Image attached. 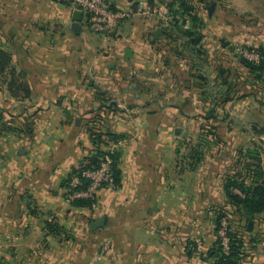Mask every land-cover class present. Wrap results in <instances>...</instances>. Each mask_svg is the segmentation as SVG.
I'll return each mask as SVG.
<instances>
[{"label": "crops", "instance_id": "1", "mask_svg": "<svg viewBox=\"0 0 264 264\" xmlns=\"http://www.w3.org/2000/svg\"><path fill=\"white\" fill-rule=\"evenodd\" d=\"M173 1L109 0L130 16L104 41L70 5L0 0V49L10 57L0 75L11 70L0 110L16 119L0 135V264L214 263L215 209L234 208L225 191L232 158L186 147L197 137L185 129L208 110L205 92L171 22L138 13ZM243 112L258 134L227 143L239 141L264 169V107L255 99ZM95 130L119 158L120 187L75 206L64 182L91 154ZM255 220L241 231L246 242L262 234L263 213ZM256 245L254 263L264 264V240Z\"/></svg>", "mask_w": 264, "mask_h": 264}, {"label": "rangeland", "instance_id": "2", "mask_svg": "<svg viewBox=\"0 0 264 264\" xmlns=\"http://www.w3.org/2000/svg\"><path fill=\"white\" fill-rule=\"evenodd\" d=\"M187 3L189 9L175 8L172 12L170 22L175 31L171 38L180 45L182 42V58L189 68H193L195 86L205 92L201 98L208 110H204L199 127L185 129V135L197 137L195 143L191 141L186 147L195 153L211 151L217 158L231 155L232 164L226 179L231 178L236 183L244 179L250 185L253 171L250 172L248 163L255 169L259 165L257 156L254 154L251 160L248 156L253 152H245L239 141L227 142L245 133L248 136L258 134L250 126L252 123H247L243 110L247 105H254L255 99L264 107V43H261L264 38V0H187ZM189 29L191 34L187 33ZM246 52L257 55L254 59L247 58L250 64L245 59ZM6 72L0 75V92L7 86L11 70ZM15 124L14 115L0 110V135L3 125L8 127L5 132H11L15 130ZM233 209H215V217L223 214L221 223H215V231L226 252L229 250L222 242L223 227L227 228L229 238L230 233L240 237L242 232L253 230L256 223L255 218L248 219L241 227L235 219L239 209ZM257 231L262 234L253 235L246 247L241 248L240 264H256L254 247L264 240V228Z\"/></svg>", "mask_w": 264, "mask_h": 264}, {"label": "trees", "instance_id": "3", "mask_svg": "<svg viewBox=\"0 0 264 264\" xmlns=\"http://www.w3.org/2000/svg\"><path fill=\"white\" fill-rule=\"evenodd\" d=\"M171 12L176 8L179 9H189V4L187 0H174L173 2L168 4ZM191 29L187 31V33L191 34ZM9 54L0 49V72H3L9 66ZM250 64V60L245 58ZM263 68V67H259ZM93 142L96 146V150L98 155H105L110 152L105 151L102 146L107 145L109 143V139L104 136L101 132L93 133ZM98 155H89L85 157L82 164L75 169L65 180L64 187L72 181L74 176L80 177L82 183L78 186L79 189H85L89 185V181L82 177V174L85 170L97 169L101 165V159ZM110 156L113 159L112 164V173L114 177V182L117 188L120 187V169H119V158L116 153H111ZM250 179L252 180V184H247L246 181L240 180L239 183L234 182L233 179H226L225 183V191L229 202L234 208H238L239 211L245 212V216L251 220L256 218L257 215L262 214L264 212V169L258 165L255 169H253L252 175H250ZM238 189L240 192L235 191ZM95 202L87 199H78L73 202L72 205L82 206V207H92ZM242 212V213H243ZM223 214H219L216 220L217 224L221 223V217ZM218 233V232H217ZM230 243H229V251L226 252L221 246L220 239H217V242L214 248L211 250V256L216 259L214 264H240V250L246 247V241L240 235V237H236L235 234L230 233Z\"/></svg>", "mask_w": 264, "mask_h": 264}, {"label": "built area", "instance_id": "4", "mask_svg": "<svg viewBox=\"0 0 264 264\" xmlns=\"http://www.w3.org/2000/svg\"><path fill=\"white\" fill-rule=\"evenodd\" d=\"M74 7L78 11L87 14L88 27L95 34H98L104 41H108L114 38L121 23L130 16V13L123 11H116L112 8L109 0H56ZM138 13L145 16L156 15V17L164 24H168L171 19L172 12L166 5H150L142 4L138 8ZM257 55H251L246 52V58H255ZM102 148L110 152L105 155H98L96 146L94 145L90 155H98L101 159V165L97 169L85 170L82 177L89 181V185L85 189H79L78 186L82 183V180L78 176H74L72 181L65 187V198L69 204H73L75 200L87 199L97 202L98 192L100 189L110 187L118 189L114 182L112 173L113 159L110 156L113 150L109 149L105 145ZM225 224V222H223ZM222 242L229 250L230 238L228 237V231L226 227L221 231ZM201 247V245H200Z\"/></svg>", "mask_w": 264, "mask_h": 264}, {"label": "water", "instance_id": "5", "mask_svg": "<svg viewBox=\"0 0 264 264\" xmlns=\"http://www.w3.org/2000/svg\"><path fill=\"white\" fill-rule=\"evenodd\" d=\"M79 15H80V13H76V17H75L76 21H78V19H79V18H78ZM159 33H161V30H158V31H157V34H159ZM104 222H105V218H102L100 221H98V222L96 223L95 227H100V226L104 225Z\"/></svg>", "mask_w": 264, "mask_h": 264}]
</instances>
